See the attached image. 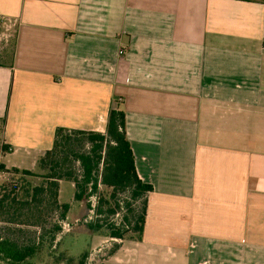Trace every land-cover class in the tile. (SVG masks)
<instances>
[{
    "label": "crops",
    "instance_id": "crops-1",
    "mask_svg": "<svg viewBox=\"0 0 264 264\" xmlns=\"http://www.w3.org/2000/svg\"><path fill=\"white\" fill-rule=\"evenodd\" d=\"M0 18L12 166L58 128L104 134L119 100L153 191L118 264H264V0H0Z\"/></svg>",
    "mask_w": 264,
    "mask_h": 264
},
{
    "label": "trees",
    "instance_id": "trees-1",
    "mask_svg": "<svg viewBox=\"0 0 264 264\" xmlns=\"http://www.w3.org/2000/svg\"><path fill=\"white\" fill-rule=\"evenodd\" d=\"M5 125V117L0 118L1 133ZM72 135L85 137L91 148L86 152L75 150ZM2 150L7 152L9 146L4 144ZM71 161L80 164L79 176L68 166ZM37 165L43 173L17 167L7 171L12 177L9 182L0 183V223L33 226L44 231L43 217L46 210L54 208L61 210V219L66 220L71 204L59 203L60 181L66 179L74 184V201L85 202L88 210H92L91 198L98 194L101 185L112 189L111 199L117 194L128 192L133 201L142 200L140 212L132 210L133 221L127 216L124 217L131 226L130 229L125 230L124 226L117 227L115 224L108 228L111 238L142 241L149 204L148 195L153 187L142 181L137 173L134 153L126 134V114L120 108L119 100L113 102L104 134L58 128L52 149L38 159ZM5 168L4 164L0 165L1 172ZM35 179L42 182L34 184ZM103 204L104 200L100 198L98 214L103 212ZM127 206L130 207V204ZM109 213L115 214L116 209L110 208ZM86 225L90 229H94V226L101 227L93 222ZM61 232L62 228L56 225L48 240L50 248L54 246ZM129 234L131 236L127 237ZM46 237V233L41 231L31 242L21 243L0 232V262L26 263L42 250ZM88 257L89 254L84 253L77 264H85ZM68 262L75 264L73 259Z\"/></svg>",
    "mask_w": 264,
    "mask_h": 264
},
{
    "label": "rangeland",
    "instance_id": "rangeland-1",
    "mask_svg": "<svg viewBox=\"0 0 264 264\" xmlns=\"http://www.w3.org/2000/svg\"><path fill=\"white\" fill-rule=\"evenodd\" d=\"M17 22L0 18V65L11 62L15 40H16ZM72 143L75 150L86 152L91 148V144L85 137L72 135ZM2 133L0 132V165H5V171L0 170V183L9 182L12 174L7 173L15 161L8 156L11 152L2 150L3 147ZM35 164L22 165L19 169L31 170L35 173H43ZM76 173V176L81 174L80 164L71 161L68 165ZM41 180H33L34 184H40ZM112 189L100 186L98 194L91 198L92 210H88L85 202H75V188L72 181L63 179L60 181L59 203L71 204V209L66 220L61 219V210L56 208L47 209L44 215V231L41 228L24 225H13L0 223V232L4 235H10L15 240L21 243H29L34 240L40 232H45L47 237L46 243L42 250L32 259L24 264H69L68 260L73 259L75 264L84 253H88L89 257L85 264H118L122 261L119 250L121 246L120 239H114L110 236V225L115 224L117 227L124 226L125 230L131 228L128 222L124 220L127 216L133 221L132 210H141L142 200L133 201L130 198V193L117 194L114 199H111ZM104 200L102 206L103 212L98 214L97 207L99 199ZM130 204V207L127 204ZM119 205V206H116ZM115 208L116 213L110 214L109 209ZM129 208V209H128ZM93 222L94 225H101L90 229L86 224ZM60 226L62 232L58 234L57 240L52 248H50L48 240L52 235L55 226ZM131 234L127 235L130 237ZM124 240H128L124 239ZM0 264H5L0 262Z\"/></svg>",
    "mask_w": 264,
    "mask_h": 264
},
{
    "label": "built area",
    "instance_id": "built-area-1",
    "mask_svg": "<svg viewBox=\"0 0 264 264\" xmlns=\"http://www.w3.org/2000/svg\"><path fill=\"white\" fill-rule=\"evenodd\" d=\"M120 54H124V51H123V50H121V51H120Z\"/></svg>",
    "mask_w": 264,
    "mask_h": 264
}]
</instances>
